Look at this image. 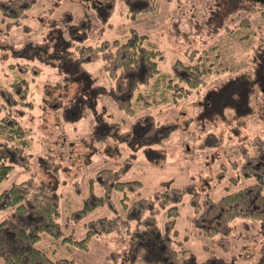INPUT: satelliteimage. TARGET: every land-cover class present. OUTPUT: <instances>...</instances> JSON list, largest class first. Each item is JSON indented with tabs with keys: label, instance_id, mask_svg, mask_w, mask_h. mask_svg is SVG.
Wrapping results in <instances>:
<instances>
[{
	"label": "rangeland",
	"instance_id": "rangeland-1",
	"mask_svg": "<svg viewBox=\"0 0 264 264\" xmlns=\"http://www.w3.org/2000/svg\"><path fill=\"white\" fill-rule=\"evenodd\" d=\"M108 2L18 0L16 9L11 0H0V88L11 89L20 77L27 82L24 100L15 96L12 107L0 100V118L13 114L29 140L27 165L14 166L0 182V192L27 177L54 185L61 235L42 233L35 246L73 264H129L127 231L74 242L85 236L88 220L125 214L117 190L110 201L77 213L91 190L102 192L98 171L124 166L121 180H140L138 190L127 192L128 201L187 183L217 200L255 181L241 165L264 145V0H151L146 10H137L138 0L132 9L126 0H112L111 9L104 6ZM12 10L17 16L10 15ZM133 30L146 35L144 42L154 43L162 56L158 73L134 92L129 113L107 93L114 80L106 56L84 57V71L76 74L59 64L60 56L82 45L122 42ZM246 30L249 35L240 37ZM44 42L39 57L26 48ZM199 54L207 55L206 82L180 91L182 72L176 69L193 64ZM138 92L144 97L135 99ZM149 118L174 128L153 143H139ZM46 167L56 168L57 175ZM190 195L177 202L171 233L181 254L193 253L200 264H264L257 219L236 217L227 232L205 234L196 224ZM8 212L0 209V220ZM166 218L162 210L158 224Z\"/></svg>",
	"mask_w": 264,
	"mask_h": 264
},
{
	"label": "trees",
	"instance_id": "trees-1",
	"mask_svg": "<svg viewBox=\"0 0 264 264\" xmlns=\"http://www.w3.org/2000/svg\"><path fill=\"white\" fill-rule=\"evenodd\" d=\"M11 1L12 6L17 9L18 0ZM135 1L137 0H126V3L131 6ZM138 1H141L142 5L137 10H146L151 3V0ZM107 4L109 5L105 3L104 6H110L111 9L112 0H109ZM12 13L11 16H17L13 10ZM245 23L242 26H246ZM248 31L246 30L247 34L242 33L240 37L248 36ZM145 39L146 35H139L133 30L122 42L115 39L112 42L105 40L95 47L82 45L78 51L67 52L66 56H60L59 65L73 67V74H76L84 71L81 66V59L84 57L92 59L101 54L106 56L107 71L114 80V84L105 91L120 108L132 113L134 92L141 85L149 83L150 79L158 73L157 59L162 56L157 46L149 41L144 42ZM41 46L45 48L46 43L29 45L26 48L32 56H38L37 53H45V50L39 51ZM84 54L86 56H83ZM206 57L205 54H199L193 64L182 65L180 67L182 71L175 68L178 74L182 72V75L178 76L183 85L179 88L180 91L186 92L206 82L205 75L209 72V67L205 65ZM68 80L71 81V79ZM26 83V80L20 77L11 83V89L1 87L0 100L3 104L12 107L16 104L15 96L19 100H24L21 95L25 93ZM141 97H144L143 94L138 92L135 99ZM12 115L8 113L7 116L3 115L0 118V182L14 166H26L29 160V153L26 150L29 143L27 131L14 115V118L11 117ZM138 122L140 124V121ZM172 128L174 125L152 124L151 118L142 137L138 136L140 139L138 141L153 143L155 137L160 139ZM246 157L241 169L244 174L253 176L255 181L236 191L225 193L217 200H214L209 193L201 194L194 188L191 189L192 183H187L179 187L171 186L157 190L150 195L128 201L127 192L138 190L142 182L137 179L121 180L124 166L119 169L98 171L97 178L102 192L96 193L91 190L82 201V206L77 213L84 215L110 201L112 191L117 190L122 192L121 203L125 214L122 217L115 212L111 216H100L88 220L85 236L80 240H74L75 244L87 243L95 235L114 230L127 231L129 264H200L193 253L181 254L182 250L174 245L171 235L175 231L174 225L179 213L177 202H181L184 195L188 193L191 194V205L198 212L195 220L201 232L205 234L227 232L236 217H244L257 219L260 224L259 230L264 235V145L261 143L257 154ZM47 169L57 175L56 168ZM0 209H9L8 214L0 220L1 264H73V260L68 257L51 258L45 250L35 246V242L42 233L55 237L61 235V224L57 220L58 193L49 181L27 177L11 183L0 192ZM162 210L165 211L167 218L163 226H160L158 214ZM213 264L227 263L215 260Z\"/></svg>",
	"mask_w": 264,
	"mask_h": 264
}]
</instances>
